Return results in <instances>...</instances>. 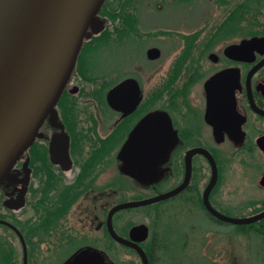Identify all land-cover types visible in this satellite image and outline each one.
<instances>
[{"label": "flooded vegetation", "instance_id": "af4514ba", "mask_svg": "<svg viewBox=\"0 0 264 264\" xmlns=\"http://www.w3.org/2000/svg\"><path fill=\"white\" fill-rule=\"evenodd\" d=\"M242 1L145 0L155 17L177 16L184 22L163 24L158 19L147 26L156 39L138 54L122 48L132 25L113 22L110 9L102 7L98 17L104 25L95 26L99 33L89 29L92 35L82 57L33 143V158L29 150L24 152L0 185L5 212L19 224L11 216L2 223L20 247L12 243L1 250L2 264H143L137 248L111 233L110 211L120 203L184 186L169 198L120 209L112 216L119 236L138 244L150 264L164 263V235L151 211L144 210L148 206L179 201L225 222L207 209L205 191L213 166L203 153L189 159L198 147L209 151L217 164L218 179L209 194L214 208L229 215L223 209L246 207L252 210L250 216L264 210V5L257 11L259 19L233 18V7ZM197 5L203 9L196 10ZM175 6L192 15L179 13ZM165 43L178 51L153 79L152 63L163 57ZM110 44L118 52L112 71L92 57ZM152 47L160 50L159 57L148 55ZM112 88L117 89L115 106L108 101ZM152 115L171 121L168 146L151 163L129 170L126 154L133 132ZM62 131L69 136L70 161L53 159L54 148L62 146L52 150V141ZM144 144L140 139L137 150L142 155ZM46 185L52 199L48 232H36L40 227L34 225L26 233L31 217L36 220L30 200ZM22 200L17 210L7 205ZM142 225L145 236L142 230L133 233Z\"/></svg>", "mask_w": 264, "mask_h": 264}, {"label": "water", "instance_id": "95a60500", "mask_svg": "<svg viewBox=\"0 0 264 264\" xmlns=\"http://www.w3.org/2000/svg\"><path fill=\"white\" fill-rule=\"evenodd\" d=\"M105 0H0V185L18 160L34 143L45 120L52 114L68 83L79 58L84 42L96 25H104L98 13ZM92 28L90 32L89 29ZM152 58L160 50L148 51ZM116 88L108 93V101L115 106ZM56 121V120H55ZM63 127L62 123H57ZM171 121L164 115L143 118L133 132L127 151L126 166L151 163L168 146L165 138L172 136ZM140 139H144L143 155L138 153ZM69 136L62 131L54 135L52 150L56 161L69 160ZM203 153L211 161L213 176L205 191L207 209L225 222L248 224L264 218V210L248 217L226 215L212 206L209 194L218 179V168L212 154L198 147L189 153ZM27 166V163L25 164ZM65 168H69L66 166ZM184 186L148 199L129 201L116 205L109 213L111 233L121 242L137 248L143 264H150L145 251L135 242L119 236L113 229L112 216L120 209L152 204L177 194ZM24 200L7 205L14 210L22 207ZM143 228V229H142ZM145 225L135 227L133 233Z\"/></svg>", "mask_w": 264, "mask_h": 264}, {"label": "rangeland", "instance_id": "374dc122", "mask_svg": "<svg viewBox=\"0 0 264 264\" xmlns=\"http://www.w3.org/2000/svg\"><path fill=\"white\" fill-rule=\"evenodd\" d=\"M176 8L178 7L175 6L174 9ZM182 8L180 6L177 11L179 13L184 12ZM200 8L203 9V6L197 5L195 7L196 10ZM135 14L139 21L129 26V30L123 38L124 40L122 39L123 50L125 49L127 53L131 54H138L150 40L156 39L149 33L147 26L158 21V19H163V24L180 25L184 22L177 16H168L169 18L155 17L156 15L147 10L146 5L144 9L141 8L140 12L137 11ZM184 15L191 16L192 14L186 9ZM112 42L115 43L114 40ZM163 47L165 48L163 57L152 63L153 79L156 78L157 74L161 75L164 72V69L178 51L175 47H170L168 43H165ZM116 51L114 44H110L104 53L94 54L92 57L104 63L107 70L112 71L114 66L113 58L118 53ZM159 205L164 206L161 208ZM158 207L161 209L158 210ZM144 210L151 211L154 217L160 211L154 222L160 223V229L166 244L167 252L163 254L165 261L162 264H264V235H255L248 229L250 227L247 224L213 221L203 210L187 208L186 205L179 201L169 202L168 204L160 203ZM223 211L234 217H248L252 213V210L246 207L227 208L223 209ZM243 225L247 226L246 229ZM4 230L7 232L6 236L3 235L5 233ZM7 230L0 227L1 237L6 239L7 247H11L13 243L20 248L17 239L8 237L11 236V232ZM120 258L124 260L130 257L121 256Z\"/></svg>", "mask_w": 264, "mask_h": 264}, {"label": "trees", "instance_id": "16d2710c", "mask_svg": "<svg viewBox=\"0 0 264 264\" xmlns=\"http://www.w3.org/2000/svg\"><path fill=\"white\" fill-rule=\"evenodd\" d=\"M262 5H264V0H243L238 6L233 7L232 13H235L233 18H235L236 14L238 18H241V17L245 18L246 17L245 15H247L248 17H246V19L247 20L251 19L252 21L255 18H257V11L258 9L259 10L261 9ZM108 8L110 10H107V13L109 14V17L110 19H112L113 22L118 20L119 21L118 23H123V24H126L127 26L133 25L134 22L139 21L135 12L137 11L140 12L141 8L143 9L145 8V0H106L102 10L108 9ZM241 12L243 14H241ZM251 15H252V18L254 19L250 18ZM30 155L33 158V146L30 149ZM47 185H46V188L42 190H37V192H35L34 196L30 200L32 206H33V203L35 204L33 207L35 210V213L32 216H35L36 220L34 221L33 220L34 218L31 217L30 222L28 223L29 229L25 230L26 233L32 231L34 228V225H37L40 227L39 229L36 230V232H44V231L48 232L50 216H51L50 203L52 199L49 196L50 191ZM156 205H153V206H156ZM159 212L160 211H158V214L156 215L157 217L159 215ZM7 216H11V218H14L15 221L17 220L15 215H8L4 211L3 201H2V198L0 197V219L2 220L4 218H7ZM156 216L155 217L153 216L154 221H155ZM16 222L17 224H19L18 221ZM247 225L248 227H250L248 229L252 231V233H254L255 235H258V236L259 234L264 235V221L253 222ZM243 226L246 229L247 226L246 225H243ZM0 227L7 229L6 226H4V224L2 223V221H0ZM6 233L7 232L5 231L4 234ZM1 235L2 234L0 233V264H2V261H3L2 259L4 258L3 254L1 253V250H4V248H11V247H7L6 239L2 238Z\"/></svg>", "mask_w": 264, "mask_h": 264}, {"label": "bare ground", "instance_id": "6f19581e", "mask_svg": "<svg viewBox=\"0 0 264 264\" xmlns=\"http://www.w3.org/2000/svg\"><path fill=\"white\" fill-rule=\"evenodd\" d=\"M99 32H100V30H99ZM99 32H98V33H99ZM85 46H86V42H84V44H83V46H82V49H81L80 54H79V57H82V54H83V52H84V50H85Z\"/></svg>", "mask_w": 264, "mask_h": 264}]
</instances>
